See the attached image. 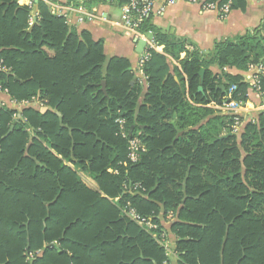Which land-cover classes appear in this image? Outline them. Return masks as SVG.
Segmentation results:
<instances>
[{"label": "trees", "instance_id": "16d2710c", "mask_svg": "<svg viewBox=\"0 0 264 264\" xmlns=\"http://www.w3.org/2000/svg\"><path fill=\"white\" fill-rule=\"evenodd\" d=\"M219 1L231 12L247 8V0ZM35 4L30 23L32 8L0 0V83L8 89L0 100H47L44 111L0 106V264H164L154 234L168 236L161 220L170 212L178 264H264V109L241 114L237 134L231 114L208 107L247 103L250 94L263 104L264 75L260 95L244 73L264 63V25L203 53L146 18L142 31L166 55L153 52L145 63L143 89L129 59L109 57L103 39L69 26L44 0ZM170 58L181 68L171 72ZM119 117L146 145L135 163ZM128 202L158 229L127 217Z\"/></svg>", "mask_w": 264, "mask_h": 264}, {"label": "crops", "instance_id": "0c3cea01", "mask_svg": "<svg viewBox=\"0 0 264 264\" xmlns=\"http://www.w3.org/2000/svg\"><path fill=\"white\" fill-rule=\"evenodd\" d=\"M36 1L37 0H18L20 5L31 6L30 8H32L33 13L37 11L35 4ZM48 1L55 2L59 0ZM75 1H78V3L88 1L90 9L94 10L98 17L95 19H89L76 27L70 24L68 25L78 30H89L96 40L103 39L105 53L109 57H125L129 59L134 70L135 81L138 82L139 86L143 89L146 88L145 82L137 70L138 61L141 55L137 52L138 41L131 34L125 33L113 24L121 18L120 10L122 3L112 0ZM165 1L166 0H156L155 8L158 9L163 6ZM150 18L152 24L160 28L163 32L174 35L178 39L189 40L197 46L201 52L207 53L214 49L217 41L225 39L237 40L240 36L245 34L247 30L253 29L259 25H264V0H247L246 10H232L226 18L220 17V15L214 10L204 11L199 6L187 2H180L173 7H169L165 12L160 14H152ZM161 46L162 51L159 53L165 54V46ZM185 57L186 52H182L180 59H184ZM180 59L177 60L170 58L171 72H174V67L181 68ZM212 70L214 72H220L215 66L212 67ZM225 71L234 74L244 73L236 68H225ZM135 81H133V83H135ZM142 81L144 83H142ZM0 97H2L1 92ZM259 106V98L254 94H250L246 108L247 111L250 113L253 110H259ZM208 107L213 108L211 104H209ZM216 113L223 114L219 112ZM68 164L78 172L82 181L89 188L95 191H100L97 181L88 171L69 162ZM172 220L173 219H170L169 216L165 219L162 218L161 220L163 226L169 233L168 239L171 244V250L168 255L169 260L164 264H178L179 260V253L177 252L175 244V236L171 233Z\"/></svg>", "mask_w": 264, "mask_h": 264}, {"label": "built area", "instance_id": "2783aa9c", "mask_svg": "<svg viewBox=\"0 0 264 264\" xmlns=\"http://www.w3.org/2000/svg\"><path fill=\"white\" fill-rule=\"evenodd\" d=\"M50 7L53 14L64 17L66 22L72 26H77L83 24L89 19H95L98 15L94 10L90 9L89 5L85 2L78 3L75 0H59L55 2H50L44 0ZM122 3V16L119 20L115 21L113 24L115 27L131 34L137 41L143 39L146 41V47L144 52L140 55L138 61V72L141 74L145 84L147 83V77L144 73V65L148 62L153 52L162 51V46L158 44L154 35L148 36L142 31V26L146 18L150 17L152 14H160L165 12L169 7H173L180 2H187L190 4H195L199 6L204 11L214 10L220 17L226 18L231 13V2L221 3L219 0H166L165 4L160 8H155L156 0H112ZM31 7V6H30ZM39 12L36 11L31 13L30 23H34ZM7 71L4 65L3 59L0 58V72ZM264 75V63L251 66L249 70L245 73V80L261 95V77ZM0 92L3 94H8V89L3 88L0 83ZM248 103V102H247ZM247 103H243L241 100L226 101L223 103L212 102L211 106L223 114H231L234 117V124L232 130L237 131L238 125L241 123L240 115L247 112ZM0 106L13 107L21 110L24 107H34L36 109L46 110L47 100H42L39 98H33L32 100L17 101L11 97H7L5 100H0ZM259 110L264 109V102L259 106ZM119 126V134L128 139V160L132 163L137 162L141 154L146 151V145L139 136L130 137L127 132V122L125 118L119 117L116 120ZM109 172L117 173L116 170L110 168ZM134 190H145L141 183H136L133 187ZM124 212L127 217L131 220L137 222L139 225L145 227L148 231H154L158 229V224L154 221L153 217L142 216L130 202L126 205ZM173 213L170 212L168 216L173 218ZM156 240L161 244L169 255L171 250V244L168 240L166 232L162 231L159 237L154 234Z\"/></svg>", "mask_w": 264, "mask_h": 264}, {"label": "water", "instance_id": "95a60500", "mask_svg": "<svg viewBox=\"0 0 264 264\" xmlns=\"http://www.w3.org/2000/svg\"><path fill=\"white\" fill-rule=\"evenodd\" d=\"M145 47H146V41L143 40V39H140L138 41V46H137V52L142 54L145 50ZM200 76H201V83L203 82V79H204V74H205V69L202 68L201 71H200ZM105 87H106V82L104 81L103 82V89L105 90ZM222 89H224V86H221ZM203 91V86H200L199 89H198V92H202Z\"/></svg>", "mask_w": 264, "mask_h": 264}, {"label": "rangeland", "instance_id": "374dc122", "mask_svg": "<svg viewBox=\"0 0 264 264\" xmlns=\"http://www.w3.org/2000/svg\"><path fill=\"white\" fill-rule=\"evenodd\" d=\"M120 13H121V15H120V17L122 16V9L120 10ZM72 27V26H71ZM74 27H76V26H74ZM121 30V29H120ZM125 32V31H124ZM126 33V32H125ZM148 36H151V34L149 33V32H147L146 33ZM252 112V113H251ZM250 113L252 114V116L253 117H255L256 115H258V112H259V110H253V111H251ZM244 125V122L242 123H240L239 125H238V128H237V131H235L237 134H239L238 132H240L241 131V129H242V126ZM170 218V217H169ZM171 219V218H170Z\"/></svg>", "mask_w": 264, "mask_h": 264}]
</instances>
